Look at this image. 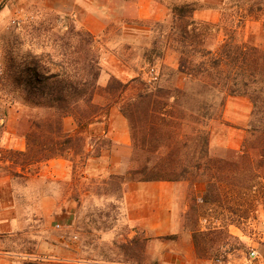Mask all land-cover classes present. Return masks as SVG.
<instances>
[{"label": "trees", "instance_id": "obj_1", "mask_svg": "<svg viewBox=\"0 0 264 264\" xmlns=\"http://www.w3.org/2000/svg\"><path fill=\"white\" fill-rule=\"evenodd\" d=\"M216 1L212 5L227 4V0ZM167 9L169 21L158 24L164 33L163 45L154 40L142 56L151 65L170 49L177 55V69L164 67L167 73H159L150 83L140 75L125 84L110 79L102 89L97 85L99 49L89 32L68 23L63 33H50L51 16L23 26L21 32L37 33L36 38L45 33L43 38L51 39L53 53L35 55L29 50L19 56L18 50H3L0 91L11 99L7 108L0 107V127L7 109L19 99L25 109L16 112L15 129L25 150L3 148L0 175L23 179L32 173L30 168L49 160L85 157L83 132L117 106L128 122L131 138L125 176L110 177L119 180V187L125 181H200L206 187L202 204L221 206L231 199L238 202L245 190L264 195V49L241 39L240 23L224 27L223 19L196 20L194 2L171 4ZM99 91L107 101L104 107L93 101ZM230 96L246 97L252 104L247 135L239 151L225 150L215 156L209 152L208 124L220 119ZM66 118L75 123L73 133L64 129ZM89 142H95L96 155L100 145L110 144L106 139ZM196 213L192 198L185 227L194 232L196 253L203 256L208 243L197 229ZM231 225L247 235L238 223ZM146 241L132 239L121 247L124 257L133 251L135 258H141Z\"/></svg>", "mask_w": 264, "mask_h": 264}, {"label": "crops", "instance_id": "obj_2", "mask_svg": "<svg viewBox=\"0 0 264 264\" xmlns=\"http://www.w3.org/2000/svg\"><path fill=\"white\" fill-rule=\"evenodd\" d=\"M194 1L196 10L193 15L199 21L218 22L220 12L225 11L226 4L215 6L205 0ZM132 8L127 20L151 18L147 0H137ZM75 15L79 28L89 32L95 38L96 46L101 49L100 75L97 80L99 88H105L110 79L125 84L137 75L148 81L149 71L143 72L142 67H138V72L130 69L122 59L120 50L121 47H130V41L140 38L142 31L127 26L118 36L117 44H110L106 25L101 22L96 9L89 6ZM164 17L165 13L156 16L155 20L160 21ZM254 45L264 49V45ZM162 65L177 69L175 55L170 49H166L163 58L150 70L158 74L157 68ZM251 111L252 104L246 97L226 98L217 125L209 127L210 154L219 156L225 150H240L247 135ZM63 124L68 133L76 129L71 118L64 119ZM6 135L13 136L9 133ZM82 135L86 143L91 139H106L111 148H101L96 155L93 145L87 143L86 156L82 161L63 158L49 160L34 167L35 171L20 179V184L10 176L0 175V264H26L35 262L34 259L39 264H101L93 260L100 257L101 252L97 247L102 242L97 243L93 227H88L83 218V200L90 194L91 188L88 186L103 182L111 176L126 174L123 163L131 152L129 125L118 107L112 106L89 125ZM0 146L19 152L25 150L23 138L19 146L9 145L8 139ZM205 190V184L200 181H125L119 203L120 221L115 229L112 228L110 235L105 237L109 258L115 259L112 250L115 244L120 250L117 252V261L106 264H264V256L253 245L251 247L247 244L249 237L235 226L228 224L225 227L218 220H199L198 231L206 234L226 228L233 239L249 246L250 252L254 251L256 256L251 258L242 255L226 242H217L203 256L197 255L193 244L194 232L185 227V216L192 198L198 205H202ZM52 222H55L54 227L58 224L64 227L58 230V238L48 236ZM87 228H90L89 233ZM118 228L121 233L114 237L113 232ZM138 237L147 239L142 249V260L128 261L118 246H127Z\"/></svg>", "mask_w": 264, "mask_h": 264}, {"label": "rangeland", "instance_id": "obj_3", "mask_svg": "<svg viewBox=\"0 0 264 264\" xmlns=\"http://www.w3.org/2000/svg\"><path fill=\"white\" fill-rule=\"evenodd\" d=\"M150 7L151 18L141 21H129L127 15L129 11L133 10L137 0H0V62L5 48L11 50H18V55L21 56L29 50L35 55L41 53H53L51 39L46 41L44 37L45 33L40 32L39 38L31 34L29 30L21 32L23 26L30 24H37L39 20L51 16L50 20L52 30L50 33L61 34L65 31V27L68 23L73 24L75 28H79L76 23L77 16L75 15L79 11H85L89 6H92L99 13V18L107 28V39L110 44H117L118 36L121 34L124 28L127 26L133 27L142 31V35L136 41H130V47H121V57L127 62L129 68L135 72H138L142 67L143 72L150 71L151 68H155L157 62L160 59H156L149 65L143 58V52L147 50L154 40H159L163 45L165 41L163 39L164 33L160 32L158 24L162 22H168L170 19V12L167 9L171 4H182L195 2L194 0H147ZM208 4L212 5L216 3V0H205ZM236 4V7H235ZM165 13L164 19L157 21L156 16H161ZM232 15V16H231ZM216 17V15H215ZM220 19H223V26L230 27L237 23H240L239 36L245 42L252 44L264 45V0H227L225 11L220 12ZM241 18V21H240ZM50 33L47 34V38ZM104 40V39H103ZM105 41V40H104ZM113 46V45H112ZM99 51L100 47H97ZM163 52V56L165 54ZM175 55V61L177 64V55ZM163 58V57H162ZM166 66H160L159 73H167L163 68ZM169 68V67H168ZM142 71L140 73H142ZM10 97H6L2 91H0V107L7 108ZM94 103L98 106L104 107L107 101L104 95L99 91L93 99ZM19 99H16V103H13L7 109V117L5 123L0 127V144L3 145L5 140L8 139L9 145L19 146L22 138L16 132V120L18 117L17 111L24 110ZM219 119H214L209 122V127L217 125ZM2 121H0V126ZM12 134L13 136H7L6 134ZM88 144L90 142H87ZM93 148L97 147L95 142L92 143ZM3 147V146H2ZM100 148L109 149L110 144H103ZM3 148L0 146V151ZM131 149V148H130ZM95 153V152H94ZM3 153H1L2 155ZM6 156V154H5ZM126 159L123 163V167L127 169L129 167V160ZM84 156H71V159L76 161H82ZM3 162V161H2ZM31 172L35 171V168L29 169ZM125 172V173H126ZM125 175H123L124 177ZM119 177H121L119 175ZM16 183L20 184L22 180L14 179ZM119 180H113L107 178L103 182L94 184L92 187L88 186L90 194L83 200V218L85 219L87 226L93 227V234L98 238V242L102 244L98 245L97 249L101 252L97 261L101 264L109 262H116L117 245L112 249L115 254V259L109 258L106 254L105 237L110 235L112 228L117 227V222L120 221V196L122 191V185L119 187ZM242 199H231L222 206L218 204L198 205L197 213L194 216V220L197 221V229H199V220H218L222 225L231 224L232 222L238 223L242 229H244L246 236L251 241H247V244L255 247L260 255L264 256V195H259L251 191H244L242 193ZM191 202L189 204L190 209ZM208 205H214L213 207H207ZM189 212V211H188ZM55 222L51 223L48 236L58 238L59 231L54 227ZM88 233L90 228H87ZM119 228L113 232L114 237L120 234ZM207 241V251L213 248L217 242H226L230 248H236L242 253L249 256L250 248L246 244H239L236 239H233L228 229L224 228L219 232L202 234ZM206 236V237H205ZM118 247H126L125 245ZM131 248V247H130ZM129 248V249H130ZM110 250V248H108ZM134 252H129L128 261L142 260V258H135ZM243 257V256H242ZM126 258V257H125ZM126 260V259H125ZM87 261H92L87 259ZM258 261V260H255ZM33 262V261H32ZM36 263V262H35ZM37 264V263H36ZM58 264V263H50Z\"/></svg>", "mask_w": 264, "mask_h": 264}, {"label": "built area", "instance_id": "obj_4", "mask_svg": "<svg viewBox=\"0 0 264 264\" xmlns=\"http://www.w3.org/2000/svg\"><path fill=\"white\" fill-rule=\"evenodd\" d=\"M157 75H158V74H156V73L154 72V70H150V71H149V79H148L147 82L150 83V82H152V81H155L156 78H157ZM55 228H56L57 230H62V229H64V227H63L62 225H60V224L56 225ZM255 256H256V254H255L254 251H251V252L249 253V257L252 258V257H255ZM34 261L37 262V264H39L37 259H34Z\"/></svg>", "mask_w": 264, "mask_h": 264}]
</instances>
